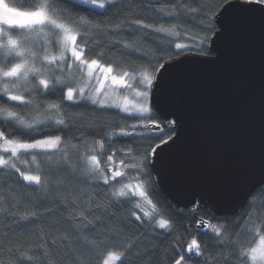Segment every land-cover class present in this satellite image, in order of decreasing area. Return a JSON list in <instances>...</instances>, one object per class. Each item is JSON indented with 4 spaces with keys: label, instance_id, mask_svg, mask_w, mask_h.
Here are the masks:
<instances>
[{
    "label": "trees",
    "instance_id": "16d2710c",
    "mask_svg": "<svg viewBox=\"0 0 264 264\" xmlns=\"http://www.w3.org/2000/svg\"><path fill=\"white\" fill-rule=\"evenodd\" d=\"M28 3L31 4L32 0H28ZM217 3L218 0H116L118 6L101 16L89 14L86 11L88 5L69 0L70 5L81 10L84 20L90 19L93 25L98 26L89 31L92 38L89 48L95 53L102 52L103 62L110 63L116 72L128 70L134 71L136 75L147 67L150 60L157 59L162 50L174 48L175 43H191L193 38L203 35L199 21ZM178 4H184L185 7L180 8ZM192 7L199 11H189ZM137 20L151 27L137 25ZM161 26L172 30L157 32L155 29ZM117 65L120 67L117 68ZM65 103L72 104L70 101ZM65 111L68 113L64 117L68 127L65 133L56 134L65 137L62 146L72 163L78 164L79 156L86 154L90 147H96L98 153L103 151L93 143L101 138L100 135H93L97 127H102L104 133L112 135L110 141L105 140V147L108 143L114 144L117 150L130 147L133 155L140 154L137 158L142 156L150 143L156 142L142 139L136 134L121 135V130L132 132V124L138 125L136 133L151 134L150 128L139 127L151 123L146 117H132L116 109L94 112L91 106H72ZM154 119L161 125L165 124L155 113ZM9 128L11 135L6 133L9 138L31 139L10 124ZM0 130H4L2 124ZM175 130V125L164 127V133L167 134L174 135ZM45 135L46 132L41 131L35 133L34 137L42 139ZM72 145H76V149ZM57 151L52 148L36 149L10 157L0 148V155L10 159L22 172L36 174L37 165L46 173L54 172L57 158L53 157L49 161L45 157ZM33 152L40 154L35 160L32 159ZM120 159L127 161L128 158L117 151V163ZM138 175L144 181L147 198L152 203L148 204L138 195H133L131 201L141 203L143 211L125 203L120 208L113 205L111 212L114 215H105L96 209L89 198L90 194L96 191L103 193L104 189L81 183L78 173H63L52 179L51 184H48L51 177L45 176L44 182L48 184V189L44 191L40 186L23 181L15 169L0 167V264H101V260L106 258L105 248L98 243L100 238H105L101 236L102 233H107L109 244L125 250L127 258L124 264H175L180 255L185 257L182 264H237L235 252L238 247L233 245L238 242L239 245L247 244L253 237L255 244H258L260 235H264V186L250 197L236 215L217 217L210 209L199 205L186 209L175 207L159 189L151 166L143 169V175L128 169L127 179L117 177V180L135 184L137 181L133 177ZM72 185L80 189L75 194L78 205L75 210L67 203L73 198ZM95 199L107 206L102 195ZM65 207L68 211H65ZM80 208H91L100 217L93 227L83 224L76 226L77 222L70 217V213L78 215ZM133 210L141 216L142 221L148 220L143 213L149 212L156 215V219L168 220L169 227L161 229L158 226L150 227L148 223L141 225L130 216ZM202 218L211 219L206 231L197 226ZM213 227L220 229L222 238L217 237ZM192 239L200 243V254H196L195 249L188 252L187 247Z\"/></svg>",
    "mask_w": 264,
    "mask_h": 264
},
{
    "label": "snow or ice",
    "instance_id": "6c2138e0",
    "mask_svg": "<svg viewBox=\"0 0 264 264\" xmlns=\"http://www.w3.org/2000/svg\"><path fill=\"white\" fill-rule=\"evenodd\" d=\"M82 3L89 6L86 10L89 14L95 13L101 16L118 6L116 0H82ZM177 6L185 7L184 4ZM24 8L29 10H22ZM188 10L199 11L196 7ZM238 13L259 16L264 21V0H218L215 7L210 12H206L199 21L203 35L193 38L191 43H175L174 48L162 50V54L154 61L150 60L147 67L136 76L134 71L116 72L110 63L103 62L102 52L95 53L89 48L92 43L89 31L98 26L93 25L90 19L84 20L81 10L70 5L69 0H39V2L32 0L31 4L28 0H11V2L0 0V25H2L0 27V124L4 126V130H0V148L9 153L10 157H16L21 150L24 152L48 148L58 150L45 157L49 161H52L53 157L57 158L54 172L46 173L37 165L36 174H26L3 155H0V167L15 169L23 181L40 186L44 191H47L52 179L59 175L67 172L73 175L78 173L81 183L91 184L95 189H104L103 193L96 191L89 197L96 205V209L103 214L114 215L111 212L113 205L120 208L125 203L143 211V205L138 202L133 203L130 197L138 195L148 204L152 203L147 198L144 181L139 179V175L133 177L137 181L135 184L124 183L122 180H117V177L127 179L128 169H134L143 175V169L158 162L160 155L168 150L165 145L172 147L169 141H173V134L164 133V127L169 124L174 125L175 121L166 119L165 124L161 125L154 119L153 109L156 108V101L171 76L184 63L180 58L186 55L201 57L210 55L216 50L212 46L227 37L231 23ZM135 23L140 25L143 21L137 20ZM143 27L151 26L143 24ZM155 30L162 32L172 29L161 26ZM119 67L120 65H117V68ZM133 78H135V95L131 107L127 95L123 96V106H121L105 93L104 85L109 80L112 85L131 91L133 84L129 81ZM93 82L95 87H92ZM66 101L72 104L67 105ZM72 106L84 108L91 106L94 112L120 108L122 112L132 117L147 114L146 119L151 123L139 127L150 128L151 134L136 133L135 129L138 125L132 124L130 127L133 131L121 130V135L136 134L142 139L156 142L150 143L142 156L137 158L140 154L133 155L130 147L117 150L112 143H108L105 147V140L110 141L112 135L104 133L102 127H97L93 135H100L101 138L93 143L103 151L98 153L96 147H90L86 154L79 156L78 164L72 163L71 157L62 146L65 137L56 134L66 132L68 123L64 117L68 113L65 109ZM9 124L21 130L23 136L31 139L9 138L11 135ZM41 125L43 127H39ZM24 129L28 131H22ZM41 131L46 132L45 138H35L34 134ZM72 148L76 149V145H72ZM117 151L127 157V161L120 159L117 163ZM38 155L40 154L33 152L32 159L35 160ZM45 176L51 177L48 184L44 182ZM79 191L76 185H72L73 198L67 203L74 210L78 208L75 194ZM101 195L107 206L95 199ZM120 198L125 200L121 201ZM65 211H68L67 207ZM143 214L148 217L147 221H142L141 216L134 210L131 211L130 216L141 225L148 223L150 227L158 226L161 229L169 227L168 220L156 219V215L149 212ZM70 217L75 219L77 227L81 224L93 227L95 221L100 219L91 208H80L78 215L70 213ZM69 222L71 223L72 220L70 219ZM213 232L217 237H221L220 229L213 227ZM101 236L105 238H100L98 243L105 248L106 257L101 260V264H124L127 258L125 250L109 244L107 233H102ZM253 244L255 237L247 244L239 245L238 242L237 245H233L238 247L235 252L237 264H264V235H260L258 244L252 246ZM193 249L196 254H200L201 246L196 239H192L187 247L190 253ZM184 261L185 257L180 255L179 259L175 260V264H182Z\"/></svg>",
    "mask_w": 264,
    "mask_h": 264
},
{
    "label": "water",
    "instance_id": "95a60500",
    "mask_svg": "<svg viewBox=\"0 0 264 264\" xmlns=\"http://www.w3.org/2000/svg\"><path fill=\"white\" fill-rule=\"evenodd\" d=\"M212 47L181 57L158 97L153 112L176 130L151 169L175 207L230 217L264 186V21L238 13Z\"/></svg>",
    "mask_w": 264,
    "mask_h": 264
},
{
    "label": "rangeland",
    "instance_id": "374dc122",
    "mask_svg": "<svg viewBox=\"0 0 264 264\" xmlns=\"http://www.w3.org/2000/svg\"><path fill=\"white\" fill-rule=\"evenodd\" d=\"M76 1L82 3V0H76ZM0 27H2V25H0ZM136 76H138V75H136ZM129 82L133 84V89L131 91H126L125 89L121 88L120 86L112 85L110 80L106 81L105 85H104L105 93L110 97V99H115V102L117 104H120L121 106H123V96L127 95L128 100L130 102L129 107H131V102L134 100V95H135V78H133V80L129 81ZM95 86H96L95 82H93L92 87H95ZM112 109H116V110L121 111L120 108H112ZM126 114H128V113H126ZM146 115L147 114H141L140 117H146ZM22 151L23 150H21L20 152H22ZM5 153H7V152H5Z\"/></svg>",
    "mask_w": 264,
    "mask_h": 264
},
{
    "label": "built area",
    "instance_id": "2783aa9c",
    "mask_svg": "<svg viewBox=\"0 0 264 264\" xmlns=\"http://www.w3.org/2000/svg\"><path fill=\"white\" fill-rule=\"evenodd\" d=\"M210 224H211L210 218H202L198 221L197 226H198V229L202 231H206L208 230Z\"/></svg>",
    "mask_w": 264,
    "mask_h": 264
}]
</instances>
